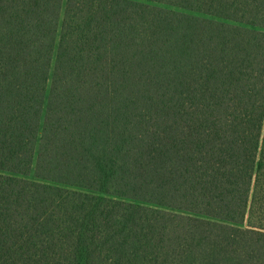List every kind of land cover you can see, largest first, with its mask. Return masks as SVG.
I'll use <instances>...</instances> for the list:
<instances>
[{
    "label": "trees",
    "instance_id": "16d2710c",
    "mask_svg": "<svg viewBox=\"0 0 264 264\" xmlns=\"http://www.w3.org/2000/svg\"><path fill=\"white\" fill-rule=\"evenodd\" d=\"M263 135L264 0H0V264H264Z\"/></svg>",
    "mask_w": 264,
    "mask_h": 264
},
{
    "label": "rangeland",
    "instance_id": "374dc122",
    "mask_svg": "<svg viewBox=\"0 0 264 264\" xmlns=\"http://www.w3.org/2000/svg\"><path fill=\"white\" fill-rule=\"evenodd\" d=\"M259 160H262L264 161V135L261 139V152H260V157H259ZM31 178H35L34 176V168H33V171H32V174L30 175ZM256 182V180H255Z\"/></svg>",
    "mask_w": 264,
    "mask_h": 264
}]
</instances>
